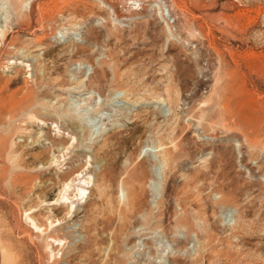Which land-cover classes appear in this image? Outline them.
Segmentation results:
<instances>
[{"label": "rangeland", "instance_id": "374dc122", "mask_svg": "<svg viewBox=\"0 0 264 264\" xmlns=\"http://www.w3.org/2000/svg\"><path fill=\"white\" fill-rule=\"evenodd\" d=\"M8 98L0 264H264V0H0Z\"/></svg>", "mask_w": 264, "mask_h": 264}, {"label": "bare ground", "instance_id": "6f19581e", "mask_svg": "<svg viewBox=\"0 0 264 264\" xmlns=\"http://www.w3.org/2000/svg\"><path fill=\"white\" fill-rule=\"evenodd\" d=\"M159 1H161V0H159ZM167 10V9H166ZM10 97V96H9ZM2 98V97H1ZM15 99V98H14ZM13 99L12 98H8L7 100H4V99H0V103H2L1 105H6V104H9V103H11V101H12ZM6 101V102H5ZM20 101V100H19ZM18 101V102H19ZM13 103V102H12ZM15 103V102H14ZM4 107V106H3ZM8 117V116H7ZM2 145V143L0 142V146ZM23 174V173H22ZM27 181V180H26ZM25 181V182H26ZM81 192H83V190L81 189L80 190ZM52 195V194H51ZM39 221V220H38ZM55 241V240H54Z\"/></svg>", "mask_w": 264, "mask_h": 264}]
</instances>
